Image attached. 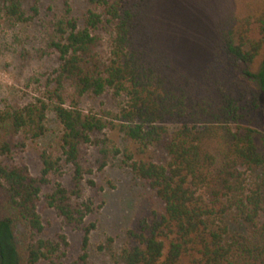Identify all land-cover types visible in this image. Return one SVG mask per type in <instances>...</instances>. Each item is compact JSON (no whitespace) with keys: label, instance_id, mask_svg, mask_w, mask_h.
Instances as JSON below:
<instances>
[{"label":"trees","instance_id":"16d2710c","mask_svg":"<svg viewBox=\"0 0 264 264\" xmlns=\"http://www.w3.org/2000/svg\"><path fill=\"white\" fill-rule=\"evenodd\" d=\"M87 2L82 22L65 16L54 24L50 47L60 65L44 97L0 110V264H96L89 254L96 224L88 218L97 208L78 201L79 186L94 173L83 162L89 146L98 149V171L120 154L97 137L107 129L143 151L159 147L167 159L126 155L163 212L127 232L122 264H264V11L219 24L206 71L213 88L200 94L196 81L143 37L152 0ZM24 3L0 0V25L32 20ZM85 96H111L119 109L85 112L79 107ZM49 112L62 129L58 151L42 153L34 176L16 153L46 135ZM68 165L76 190L58 184L43 195L50 176ZM43 198L66 227L82 232L72 261L66 235L46 237Z\"/></svg>","mask_w":264,"mask_h":264},{"label":"rangeland","instance_id":"374dc122","mask_svg":"<svg viewBox=\"0 0 264 264\" xmlns=\"http://www.w3.org/2000/svg\"><path fill=\"white\" fill-rule=\"evenodd\" d=\"M39 13L34 16L31 8ZM24 8L33 19L26 23L4 21L0 25V110L23 107L42 99L47 85L59 68L58 54L50 47L54 37V24L65 16L80 22L86 17L90 5L87 0H25ZM264 11V0H152L142 28L146 40L171 57L174 65L196 81L200 94H210L213 84L206 71L215 55L217 28L228 17L256 15ZM101 51H106L109 33L103 31ZM85 112L111 111L116 113L118 103L111 96L95 98L85 96L79 100ZM47 133L37 142L28 140L26 147L16 153V159L27 165L34 176L42 170L44 151L56 154L62 133L53 112L48 113ZM177 124H169L173 131ZM109 139L110 145L120 150L110 157L108 165L98 171V149L89 146L83 156L86 166L94 170L79 186V202L92 201L96 212L88 218L96 229L91 234L89 254L96 264H122L120 254L127 243V232L134 230L141 220H152L163 212V204L155 193L138 179L125 163L126 155L134 160L166 162L159 147L143 151L137 143L126 140L113 130L97 136ZM73 168L63 167L61 173L50 176V184L43 195L50 194L61 184L76 190ZM76 198V197H75ZM40 213L46 237L66 235L70 261L81 252L82 232L66 227L53 210L41 202Z\"/></svg>","mask_w":264,"mask_h":264}]
</instances>
